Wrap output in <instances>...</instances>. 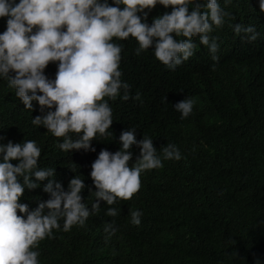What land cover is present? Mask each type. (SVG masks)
Returning a JSON list of instances; mask_svg holds the SVG:
<instances>
[{
    "label": "trees",
    "instance_id": "1",
    "mask_svg": "<svg viewBox=\"0 0 264 264\" xmlns=\"http://www.w3.org/2000/svg\"><path fill=\"white\" fill-rule=\"evenodd\" d=\"M123 143L155 167L106 243L70 208ZM32 257L264 264V0H0V264Z\"/></svg>",
    "mask_w": 264,
    "mask_h": 264
},
{
    "label": "clouds",
    "instance_id": "2",
    "mask_svg": "<svg viewBox=\"0 0 264 264\" xmlns=\"http://www.w3.org/2000/svg\"><path fill=\"white\" fill-rule=\"evenodd\" d=\"M217 93V89H214ZM171 102L164 100L163 109L157 117V121L163 127H166L167 119L164 116V106ZM174 110L179 120H187L192 115V110L186 107H180L179 102L172 101L169 104ZM185 105V104H182ZM102 114V113H101ZM105 117L104 114H102ZM117 148V145L115 146ZM154 155L150 153L142 158L139 157L137 149L132 144H121L116 153L108 157L106 150L100 152L99 161H101V170L99 173L100 181L107 188L102 193L90 191L89 201H80L70 208V214H77L80 220L77 227H83L84 230H95V235L102 241L108 243V237L114 232L115 227H120L124 231L129 225L139 223L136 218L129 215L128 218H116L114 221L117 199H137L144 196L142 187L145 184L146 176L152 172ZM31 263L42 264L36 258H31ZM6 264H14L10 258H7Z\"/></svg>",
    "mask_w": 264,
    "mask_h": 264
}]
</instances>
